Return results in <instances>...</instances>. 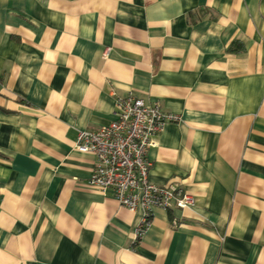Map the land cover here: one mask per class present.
<instances>
[{"label":"crops","instance_id":"obj_1","mask_svg":"<svg viewBox=\"0 0 264 264\" xmlns=\"http://www.w3.org/2000/svg\"><path fill=\"white\" fill-rule=\"evenodd\" d=\"M129 93L177 115L148 177L193 199L139 239L75 148ZM0 264H264V0H0Z\"/></svg>","mask_w":264,"mask_h":264},{"label":"built area","instance_id":"obj_2","mask_svg":"<svg viewBox=\"0 0 264 264\" xmlns=\"http://www.w3.org/2000/svg\"><path fill=\"white\" fill-rule=\"evenodd\" d=\"M115 105V118L98 129L79 131L75 148L95 157L86 180L88 187L103 195L111 191L119 205L141 211L135 235L139 239L153 208L183 209L191 206L193 199L176 184L157 185L148 177L151 162L147 152L154 145V136L177 115L132 93L118 97Z\"/></svg>","mask_w":264,"mask_h":264}]
</instances>
